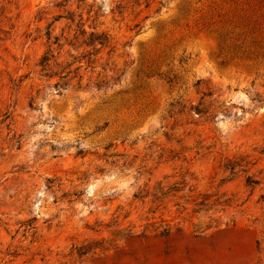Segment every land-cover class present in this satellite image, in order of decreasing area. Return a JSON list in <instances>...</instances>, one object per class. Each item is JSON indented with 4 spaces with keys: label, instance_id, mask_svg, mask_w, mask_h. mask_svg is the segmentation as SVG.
Listing matches in <instances>:
<instances>
[{
    "label": "rangeland",
    "instance_id": "rangeland-1",
    "mask_svg": "<svg viewBox=\"0 0 264 264\" xmlns=\"http://www.w3.org/2000/svg\"><path fill=\"white\" fill-rule=\"evenodd\" d=\"M214 1L0 0V264H264V59Z\"/></svg>",
    "mask_w": 264,
    "mask_h": 264
},
{
    "label": "trees",
    "instance_id": "trees-1",
    "mask_svg": "<svg viewBox=\"0 0 264 264\" xmlns=\"http://www.w3.org/2000/svg\"><path fill=\"white\" fill-rule=\"evenodd\" d=\"M184 11L188 15L191 9ZM197 21L220 50L232 51L233 59H264V0L214 1Z\"/></svg>",
    "mask_w": 264,
    "mask_h": 264
}]
</instances>
